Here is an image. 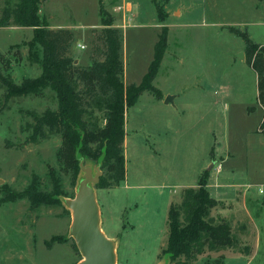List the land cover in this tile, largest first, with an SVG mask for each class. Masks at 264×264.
I'll use <instances>...</instances> for the list:
<instances>
[{
	"label": "rangeland",
	"instance_id": "1",
	"mask_svg": "<svg viewBox=\"0 0 264 264\" xmlns=\"http://www.w3.org/2000/svg\"><path fill=\"white\" fill-rule=\"evenodd\" d=\"M6 2L14 7L18 0H0V13ZM102 4L122 33L126 84L141 81L158 34L167 26L168 44L153 85L177 103L175 108L164 106L144 91L126 110L125 166L133 187L91 183L100 227L115 245L116 264H176L163 253L167 211L170 204L180 203L183 184H196L202 165L210 172L209 194L218 200L209 217L229 223L233 243L213 250L204 246L192 258L178 260L264 264V133L257 129L262 111L256 107L247 113V106L255 104L254 72L238 59L243 40L227 29L246 30L254 42L264 44V0H102ZM37 14L49 28L73 32L68 54L79 59L74 64L87 66L93 43L102 46L95 40L102 27L98 0H43ZM12 26L0 27V71L18 84L40 74L41 47L29 45L32 27ZM4 94L0 83V107ZM99 104L93 102L85 117L103 126L104 109ZM47 108H57L49 87L39 95L12 97L0 111V264H78L82 259L70 235L67 200L76 195L84 171L80 165L75 173L64 166L60 134L45 129L43 137L30 138L32 117ZM80 163L104 177L101 155H79ZM52 172L63 192L57 203L31 209L26 199L7 200L11 191L24 189L33 177L39 189L50 191ZM163 179L165 186L159 187ZM227 182L240 185L231 188ZM55 235L66 240L47 247Z\"/></svg>",
	"mask_w": 264,
	"mask_h": 264
},
{
	"label": "trees",
	"instance_id": "2",
	"mask_svg": "<svg viewBox=\"0 0 264 264\" xmlns=\"http://www.w3.org/2000/svg\"><path fill=\"white\" fill-rule=\"evenodd\" d=\"M41 1L18 0L14 7L6 2L0 13V27H32L33 36L29 45L36 43L41 47V72L37 77L25 78L17 84L0 71V83L5 87L4 105L0 111L12 97L39 95L49 87L55 92L57 108H47L40 115L32 117L30 138L43 137L45 129L60 134V158L64 166L74 173L79 167V155H101L104 177H99L98 185L102 188L115 187L125 177L123 142L126 110L137 102L144 91H150L157 99L162 97L153 80L167 48V26H162L158 34L153 58L141 81L126 84L121 58L122 33L113 25L114 18L104 8L102 0H98L102 27L95 38L102 46L93 43L90 64L87 66L74 64V59L68 54L74 40L70 29H51L44 21L40 22L37 13ZM227 29L244 42V59L257 75L256 99L264 111V45L254 42L246 30L235 26H228ZM93 102L100 103L99 106L104 109L103 126L85 117ZM258 131L264 133V115ZM208 177L209 170H203L195 187L182 190L180 203L169 205L167 244L163 253L176 264H187L178 258L190 259L204 246L213 250L233 243L229 223L222 219L215 222L209 217L218 200L209 194ZM50 179V191L39 189L37 178L33 177L24 189L11 191L7 200L26 199L31 209L55 204L63 192L55 173L50 174ZM65 240L55 235L46 246L51 247L53 243Z\"/></svg>",
	"mask_w": 264,
	"mask_h": 264
},
{
	"label": "water",
	"instance_id": "3",
	"mask_svg": "<svg viewBox=\"0 0 264 264\" xmlns=\"http://www.w3.org/2000/svg\"><path fill=\"white\" fill-rule=\"evenodd\" d=\"M167 101V100H166ZM76 195L67 200L72 212L70 235L73 237L82 259L78 264H116L115 245L100 227V211L91 183H98L100 173H92L83 167ZM211 166L208 167L210 169Z\"/></svg>",
	"mask_w": 264,
	"mask_h": 264
},
{
	"label": "crops",
	"instance_id": "4",
	"mask_svg": "<svg viewBox=\"0 0 264 264\" xmlns=\"http://www.w3.org/2000/svg\"><path fill=\"white\" fill-rule=\"evenodd\" d=\"M12 27H18V26H12ZM51 28V27H50ZM58 28H65V27H56V28H51V29H58ZM69 29V28H68ZM168 39H169V37L167 36V44H168ZM257 43V42H256ZM261 45H264V44H262L261 43ZM243 51V54L242 53H240V57L238 58L239 59V61H240V63H241V65H242V67L243 68H245V69H247V70H249L248 68H250L253 72H254V74H253V79H254V84H255V104H252V105H248L247 106V113H250V112H253V111H255L256 110V107L257 108H259V109H261V111H262V117H261V120H262V118H263V115H264V111H263V108H262V106L257 102V75H256V73H255V71L252 69V67L251 66H249V65H247L246 64V62H245V59H244V49L242 50ZM166 52V51H165ZM165 54V53H164ZM71 56V55H70ZM72 57V56H71ZM164 57V56H163ZM74 59V61H76V60H79V59H77V58H73ZM89 59V58H88ZM163 60V59H162ZM89 62H90V60H89ZM86 63V62H85ZM83 64V63H82ZM90 63H87V64H84V65H89ZM143 94V93H142ZM162 99H157V98H155V97H152V99H156L157 101H159V103H161L162 105H164V106H166V105H173L174 106V108L177 106V103H176V100H175V97L174 96H168V95H165L164 93H162ZM139 99V98H138ZM167 100V101H166ZM138 101V100H137ZM197 102H199V99L196 101V103ZM249 108H251V109H249ZM261 120L259 121V123H258V127H257V129L259 128V124H260V122H261ZM125 126H126V118H125V124H124V130H125ZM256 129V130H257ZM164 134H165V136L167 135V132H164ZM212 135H214L213 133H212ZM163 135L162 134H160V139H161V137H162ZM125 143H126V131H125V137H124V142H123V153H124V148H125ZM173 143H175V142H173ZM174 147H175V145H174ZM211 151L213 152V154H214V146L211 148ZM210 151V152H211ZM155 152H157L156 150H155ZM228 159L232 156L231 155V153H229L228 152ZM213 157H214V155H213ZM124 158H125V154H124ZM222 158V160L224 161L225 160V157H221ZM224 158V159H223ZM125 160H126V158H125ZM215 161V160H214ZM205 167L202 165L201 167H200V170H199V173H198V175H200V173L202 172V170H205L204 169ZM232 170V169H231ZM222 172V171H221ZM209 174H210V172H209ZM209 177H210V175H209ZM208 177V178H209ZM225 178V177H224ZM198 180V179H197ZM226 181H227V179H226ZM225 182V181H224ZM166 183V182H165ZM165 183H164V179L162 180V183L159 185V187H164L165 186ZM227 183H229V182H227ZM229 184H231L230 185V187L231 186H235V185H240V184H238V183H229ZM121 185H124L125 187H127V188H130V187H133V186H130L129 184H128V178H127V174H126V166H125V177H124V179L122 180V181H120V183L117 185V186H115V187H120ZM133 185H135V184H133ZM197 185V182H196V184H193V185H186V184H183L182 186H181V188H185V187H194V186H196ZM135 186H139V185H135ZM153 186V185H152ZM242 186V185H241ZM114 187V188H115ZM209 188V184H207V189ZM231 188H233V187H231ZM210 192V191H209Z\"/></svg>",
	"mask_w": 264,
	"mask_h": 264
},
{
	"label": "built area",
	"instance_id": "5",
	"mask_svg": "<svg viewBox=\"0 0 264 264\" xmlns=\"http://www.w3.org/2000/svg\"><path fill=\"white\" fill-rule=\"evenodd\" d=\"M79 46H80L81 48H84V46H83V45H80V44H79Z\"/></svg>",
	"mask_w": 264,
	"mask_h": 264
}]
</instances>
